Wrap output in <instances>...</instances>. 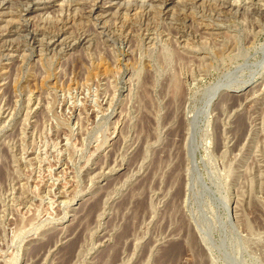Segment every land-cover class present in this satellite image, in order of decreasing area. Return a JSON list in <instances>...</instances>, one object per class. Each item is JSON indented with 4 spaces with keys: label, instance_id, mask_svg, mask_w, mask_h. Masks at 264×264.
Returning <instances> with one entry per match:
<instances>
[{
    "label": "rangeland",
    "instance_id": "374dc122",
    "mask_svg": "<svg viewBox=\"0 0 264 264\" xmlns=\"http://www.w3.org/2000/svg\"><path fill=\"white\" fill-rule=\"evenodd\" d=\"M263 2L0 0V264H264Z\"/></svg>",
    "mask_w": 264,
    "mask_h": 264
},
{
    "label": "bare ground",
    "instance_id": "6f19581e",
    "mask_svg": "<svg viewBox=\"0 0 264 264\" xmlns=\"http://www.w3.org/2000/svg\"><path fill=\"white\" fill-rule=\"evenodd\" d=\"M264 3V2H263ZM262 4V3H261ZM257 6V5H256ZM222 87V86H221ZM218 89V88H217Z\"/></svg>",
    "mask_w": 264,
    "mask_h": 264
}]
</instances>
